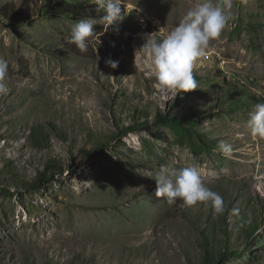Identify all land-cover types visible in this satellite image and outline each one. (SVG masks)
Returning a JSON list of instances; mask_svg holds the SVG:
<instances>
[{"label":"rangeland","instance_id":"374dc122","mask_svg":"<svg viewBox=\"0 0 264 264\" xmlns=\"http://www.w3.org/2000/svg\"><path fill=\"white\" fill-rule=\"evenodd\" d=\"M57 1L0 0V264H264V138L247 127L264 103V0H233L198 88L174 99L142 46L202 0H119L124 19L95 18L84 55L82 19ZM190 166L223 214L155 196L152 177Z\"/></svg>","mask_w":264,"mask_h":264},{"label":"clouds","instance_id":"9594fccd","mask_svg":"<svg viewBox=\"0 0 264 264\" xmlns=\"http://www.w3.org/2000/svg\"><path fill=\"white\" fill-rule=\"evenodd\" d=\"M97 11H102L101 23L114 25L124 19L122 4L119 0H93ZM233 0H222L214 4L212 0H202L190 9L184 18L160 41L147 39L142 46L146 50L149 70L157 81L159 87L168 92L177 93L191 91L198 88L193 75L196 61L204 53L209 42L218 38L233 19L231 9ZM97 24L95 19H82L71 28L70 42L75 44L81 52H87L88 40L94 36L93 27ZM107 63L116 68L117 61L109 59ZM8 62L0 59V93H6L3 84L8 75ZM257 95L261 93L257 92ZM247 127L253 136L264 138V103H256L249 113ZM220 151L226 158L233 152L231 145L221 144ZM156 183L155 196L163 197L169 205H175L178 200L184 207H191L198 202L209 203L214 214L224 212L223 197L211 190L201 178L196 167H184L172 173L161 170L152 177ZM216 179L215 175L209 183Z\"/></svg>","mask_w":264,"mask_h":264},{"label":"trees","instance_id":"16d2710c","mask_svg":"<svg viewBox=\"0 0 264 264\" xmlns=\"http://www.w3.org/2000/svg\"><path fill=\"white\" fill-rule=\"evenodd\" d=\"M57 5L59 6L56 7L57 12H55V15H59L61 11V14L63 13H67L68 15H70L73 19H83V18H98V17H102L100 16L101 13H103L102 11H97V6L96 4L93 2L88 4V3H71V2H66L65 0H59L57 1ZM58 13V14H56ZM5 17L10 18V16H8L7 14H5ZM78 54L80 55H84L83 52L77 50L76 51ZM228 193V192H227ZM224 206H226L225 202H224ZM241 213V212H240ZM239 213V215H240ZM239 217V216H238ZM242 225H244L245 227V223H241ZM224 224H222L223 226ZM215 225L212 224L210 226V231L214 230ZM248 226H246L247 228ZM206 260V259H205ZM215 260L213 261H205V264H214Z\"/></svg>","mask_w":264,"mask_h":264}]
</instances>
